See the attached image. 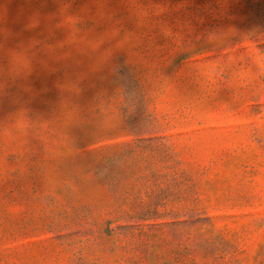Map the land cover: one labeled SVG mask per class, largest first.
Wrapping results in <instances>:
<instances>
[{
	"label": "rangeland",
	"instance_id": "1",
	"mask_svg": "<svg viewBox=\"0 0 264 264\" xmlns=\"http://www.w3.org/2000/svg\"><path fill=\"white\" fill-rule=\"evenodd\" d=\"M0 264H264V0H0Z\"/></svg>",
	"mask_w": 264,
	"mask_h": 264
}]
</instances>
